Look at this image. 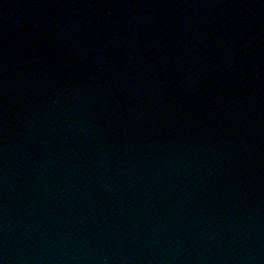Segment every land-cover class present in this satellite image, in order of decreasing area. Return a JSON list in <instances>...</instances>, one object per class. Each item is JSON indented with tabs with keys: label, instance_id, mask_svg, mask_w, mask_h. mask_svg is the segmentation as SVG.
Instances as JSON below:
<instances>
[{
	"label": "water",
	"instance_id": "obj_1",
	"mask_svg": "<svg viewBox=\"0 0 264 264\" xmlns=\"http://www.w3.org/2000/svg\"><path fill=\"white\" fill-rule=\"evenodd\" d=\"M0 264H264V0H0Z\"/></svg>",
	"mask_w": 264,
	"mask_h": 264
}]
</instances>
